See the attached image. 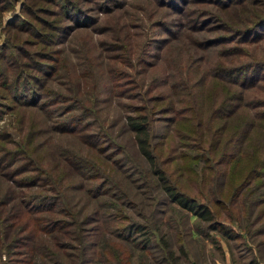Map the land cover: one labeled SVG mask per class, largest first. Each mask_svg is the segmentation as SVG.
<instances>
[{
	"label": "rangeland",
	"instance_id": "obj_1",
	"mask_svg": "<svg viewBox=\"0 0 264 264\" xmlns=\"http://www.w3.org/2000/svg\"><path fill=\"white\" fill-rule=\"evenodd\" d=\"M222 72L237 79L230 87L245 89L251 108L223 123L233 139L222 156L197 170L190 159L191 167L175 166L198 151L190 105L206 110L214 98L215 107H229ZM161 95L177 112H164L173 122L150 123L158 162L228 232L167 197L122 124L132 105ZM245 115L254 123L237 151L232 130L243 129ZM215 122L212 141L225 118ZM252 152L264 159V0H0V208L8 211L0 264H36L20 198L49 184L41 176L22 185L20 177L35 172L19 163L64 162L72 173L84 168L66 156L89 154L95 164L105 161L100 168L112 180L85 177L96 173L89 166L69 188H80L76 206L96 219L68 248L82 250L81 264H264V166L248 169ZM94 188L103 191L95 198Z\"/></svg>",
	"mask_w": 264,
	"mask_h": 264
},
{
	"label": "trees",
	"instance_id": "obj_2",
	"mask_svg": "<svg viewBox=\"0 0 264 264\" xmlns=\"http://www.w3.org/2000/svg\"><path fill=\"white\" fill-rule=\"evenodd\" d=\"M37 69L42 68L41 61L36 63ZM221 70H225V68L221 67ZM214 72V71H213ZM217 74H220L217 72ZM222 78H228V75H225L224 72L220 75ZM215 78V77H213ZM229 79V78H228ZM227 80V79H226ZM229 84L223 87V90L226 93L223 98L227 101L229 107L225 110H221L223 104L221 106L218 105L215 107L214 98L210 99L209 105L206 110H196L192 109L191 105L189 107L191 117L195 123V145L196 151L194 154L190 155L187 158V162L183 165L180 163H175V166L180 167H191L188 164V160H192V165L196 167L192 170H197L200 167H203L204 162H211L214 159L215 154L217 156H222L224 152L227 151V147L229 146L231 140L233 139L232 136L230 138H226L227 132L230 134L229 129L227 130V124L223 123H230L232 121V117L237 115L239 112H247V108H251V105H246L243 99L245 97L244 90L241 91L236 89L235 87H230L232 84H236L235 77L234 79H229ZM211 85L216 86L218 84L217 79L211 80ZM234 86V85H233ZM223 95V93H222ZM158 100V101H157ZM160 100V101H159ZM162 100V102H161ZM166 100V101H165ZM192 102H195V97L192 98ZM235 100L237 103H230ZM144 103L141 105H132L130 109H128V113L123 115L122 124L125 125L126 129L131 133V137L133 143L135 145V149L137 152L143 157L146 163L149 165V173L153 174L155 180L161 190L167 195V197L171 201H175L185 209L194 212L197 214L198 217L202 219H206L210 228H218L223 232H228L226 230L221 221L215 220V216L213 210L205 203L197 202L193 196L187 195L185 191H183L177 181L171 179V174L169 170H167L163 165L158 162V157L156 153L153 151L152 140H151V125L150 123L162 121H170L173 122L176 118L175 117H167L164 112H171L173 116H175L177 109L173 104V99L167 98L163 95L156 97H145L143 99ZM146 101V102H145ZM166 103H165V102ZM224 101V102H226ZM157 102H160L157 105ZM253 108V107H252ZM154 109H161L156 116L151 115ZM165 110V111H164ZM204 113V114H203ZM240 114V113H239ZM159 116V117H158ZM220 116L225 118V122H221V133L217 138L213 141L211 140L210 136L213 132L210 128V123H216L215 118H220ZM243 116V115H241ZM240 116V117H241ZM245 121L243 129L239 132L240 129H236L233 127L232 133L235 134L237 131V137L235 138V148L238 151L241 150L243 142L245 141V137L247 136L249 130L252 128L254 120L251 116L245 115ZM228 118H231L229 120ZM243 119V118H242ZM214 120V121H213ZM220 123V122H219ZM216 128V127H215ZM236 129V130H235ZM254 152V146L251 148ZM261 149L263 147L261 146ZM97 150V149H96ZM252 152V153H253ZM99 151L97 150V156ZM249 165L248 169H254L255 165L264 166V159L260 157L259 154L253 153L252 156H249ZM68 161V164L72 166L77 165L78 168H84L83 170H78L76 172H70L65 168V164L63 163H51L50 167L48 165H43L42 161L39 159H30V165L25 163H19L18 166L21 164V171L27 170H34L35 173H26L22 177H20V182L22 185L25 186H34L37 185V179L41 176L46 179L49 184V187H44L42 185V189L45 193L39 192L37 190H29V192L24 191L22 193V197L20 198L21 204L23 205L24 211L26 215L29 217V223H27L26 228L29 231L26 235L27 238L30 239L29 250L31 253L35 255V262L36 264H68V259L72 256L75 261L73 264H81L79 257L82 250L79 252H75L74 250L68 249L70 247H75L76 242H80L83 237V223H88V221L96 220L95 216L92 215V210L90 213L89 211L84 212V214L80 213V209L76 206L75 199L73 196L77 193V189L79 187L72 188L73 183H79V180L76 181L74 179L75 176H82L81 174H87L89 170V166L93 167V171L96 172L94 175H84L85 177L96 176L100 177L106 183V186L110 185V181L112 177L109 173H106L104 170H101L100 166L105 165L104 160H100L99 163H93V158H90L89 155H81L79 157H74V162L66 156L65 158ZM168 160V159H166ZM170 160H176L172 157ZM189 160V161H190ZM209 160V161H206ZM35 161V162H33ZM252 161V163H250ZM164 161H162L163 163ZM60 165L61 168L57 169ZM30 166V167H27ZM67 166V165H66ZM68 168V167H67ZM104 168V167H103ZM187 169V168H186ZM69 171V172H68ZM80 174V175H79ZM17 182V181H16ZM100 182V181H99ZM41 186V185H40ZM95 190V188H94ZM99 189L95 190V195H92L93 198L99 196L103 191L99 192ZM11 194V190L7 192V195ZM33 195L39 199L40 202L44 203V207H40L38 204L43 203H30L27 202L25 199ZM117 198L121 195L114 194ZM15 196H12L11 199H14ZM32 204V207L28 206ZM12 206V205H11ZM16 206V205H14ZM18 206V205H17ZM39 214V215H34ZM8 216V211L6 209L0 208V230L6 228L8 224L6 223V219ZM31 217V218H30ZM132 225V223L130 224ZM136 226H140L136 224ZM2 228V229H1ZM20 233L15 236L14 239L20 238ZM68 236V239L65 237ZM9 236L5 237L7 243L10 241L8 240ZM76 241V242H73ZM77 248V247H76ZM67 256V258H62L63 254ZM80 261V262H79Z\"/></svg>",
	"mask_w": 264,
	"mask_h": 264
}]
</instances>
